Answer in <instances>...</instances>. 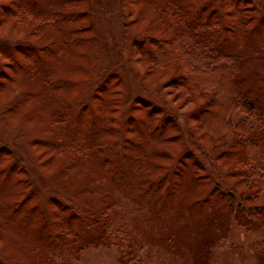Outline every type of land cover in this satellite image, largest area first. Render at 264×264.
I'll return each mask as SVG.
<instances>
[{
	"label": "trees",
	"instance_id": "1",
	"mask_svg": "<svg viewBox=\"0 0 264 264\" xmlns=\"http://www.w3.org/2000/svg\"><path fill=\"white\" fill-rule=\"evenodd\" d=\"M132 1L135 24L148 29L135 43L138 61L194 111L192 145L179 162L171 155L182 144L178 122L161 107L136 101L122 125L119 77L93 93L84 86L95 47L90 0H2L0 29L29 41L2 52L0 106L34 135L40 170L69 196L44 199L24 160L0 145V250L13 264H76L100 243L119 264H145L134 232H150L151 220L186 264H220L232 225L264 230V79L251 74L264 59V31L254 29L253 3L224 0L219 10L203 0ZM109 150L127 183H112ZM131 185L148 188L149 210L105 198L128 200ZM253 257L264 263V241Z\"/></svg>",
	"mask_w": 264,
	"mask_h": 264
},
{
	"label": "rangeland",
	"instance_id": "2",
	"mask_svg": "<svg viewBox=\"0 0 264 264\" xmlns=\"http://www.w3.org/2000/svg\"><path fill=\"white\" fill-rule=\"evenodd\" d=\"M256 10L254 29L264 31V0H251ZM204 4L210 7H217L223 10L227 5L224 0H203ZM2 0H0V17L2 14ZM90 13L93 19L95 47L90 52V66L86 69L90 73L89 81H84V85L89 89V93H93L97 86L103 83L111 75H116L124 84V110L122 117V125L133 117L134 103L139 100L150 102L153 105L161 107L164 117L172 116L178 122V131L181 134V147L176 153H171L175 162H179L183 154L192 145L193 117L194 111L191 105H184L183 102L175 100L173 96L167 93L162 82L153 81L147 75L145 68L140 64L135 51L136 41L142 40L148 34L147 30H142L135 24L137 13L132 0H90ZM0 29V75L4 71L5 60L2 52L5 50L13 51L20 45H26L29 39L25 35L16 31ZM253 38H261V32L257 33ZM264 44L263 41L257 39V45ZM264 54V49L262 50ZM260 66L255 70L252 69L251 74L255 71L256 76L260 75L264 79V59L262 56ZM260 69V70H259ZM264 85V81H263ZM89 97L83 101L88 102ZM8 104L0 106V145L11 148L16 157H21L31 175V177L39 185V191L47 198H67V193L57 184L48 179L40 170L38 163L35 161L31 142L34 135L26 132L22 127L13 125L5 115ZM123 129V128H122ZM108 158H111V169L115 173L112 175V183L120 184L130 180L129 174L126 173L124 164H118L114 151L108 152ZM101 165L105 164L106 159L102 155L100 157ZM173 168V167H171ZM123 176H128L121 179ZM129 198L125 200L123 196L117 193L116 196L108 194L105 196L111 204L123 210L122 204L126 203L130 208L136 207V211L141 213L147 211L154 205L147 194V187L141 186L140 189L131 185L129 187ZM128 206H125L126 208ZM132 217L135 218L134 212ZM138 224V223H137ZM139 226L141 224H138ZM159 226V223H158ZM132 230L134 225L131 224ZM146 232L141 226L134 232V236L138 244L136 249L139 256L146 262L145 264H186V262L177 256L170 246H165L161 242V238L157 236V225L154 220L146 226ZM191 240V239H190ZM264 241V230L246 232L237 226L232 225V231L229 237V245L226 249L221 250L220 264H261L253 257V247L257 242ZM145 243L143 249L142 244ZM149 250L153 254L152 257L144 256V252ZM152 260L151 262L148 261ZM0 260L3 264H13L2 250H0ZM76 264H119L116 253L113 249L107 248L102 243L95 247H90L79 263ZM264 264V263H263Z\"/></svg>",
	"mask_w": 264,
	"mask_h": 264
}]
</instances>
